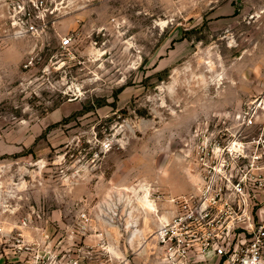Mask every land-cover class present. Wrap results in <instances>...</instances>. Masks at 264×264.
<instances>
[{
    "label": "rangeland",
    "instance_id": "obj_1",
    "mask_svg": "<svg viewBox=\"0 0 264 264\" xmlns=\"http://www.w3.org/2000/svg\"><path fill=\"white\" fill-rule=\"evenodd\" d=\"M205 153L264 226V0H0L2 264H149Z\"/></svg>",
    "mask_w": 264,
    "mask_h": 264
},
{
    "label": "built area",
    "instance_id": "obj_2",
    "mask_svg": "<svg viewBox=\"0 0 264 264\" xmlns=\"http://www.w3.org/2000/svg\"><path fill=\"white\" fill-rule=\"evenodd\" d=\"M69 45L70 38L61 41V48ZM245 159L231 153L198 156L195 191L172 198V218L144 242L149 264H264V226H257L251 212L262 185L252 170L259 156L251 157L247 172L241 169Z\"/></svg>",
    "mask_w": 264,
    "mask_h": 264
},
{
    "label": "crops",
    "instance_id": "obj_3",
    "mask_svg": "<svg viewBox=\"0 0 264 264\" xmlns=\"http://www.w3.org/2000/svg\"><path fill=\"white\" fill-rule=\"evenodd\" d=\"M157 227H158V225L156 226V228L154 229V230H156L157 229ZM3 262L1 261V259H0V264H2Z\"/></svg>",
    "mask_w": 264,
    "mask_h": 264
},
{
    "label": "bare ground",
    "instance_id": "obj_4",
    "mask_svg": "<svg viewBox=\"0 0 264 264\" xmlns=\"http://www.w3.org/2000/svg\"><path fill=\"white\" fill-rule=\"evenodd\" d=\"M148 202V201H147Z\"/></svg>",
    "mask_w": 264,
    "mask_h": 264
}]
</instances>
